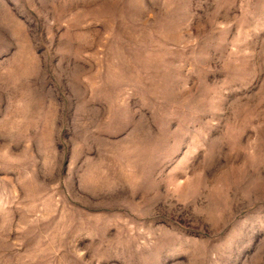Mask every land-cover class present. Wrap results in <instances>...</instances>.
<instances>
[{
    "label": "rangeland",
    "instance_id": "374dc122",
    "mask_svg": "<svg viewBox=\"0 0 264 264\" xmlns=\"http://www.w3.org/2000/svg\"><path fill=\"white\" fill-rule=\"evenodd\" d=\"M0 264H264V0H0Z\"/></svg>",
    "mask_w": 264,
    "mask_h": 264
}]
</instances>
